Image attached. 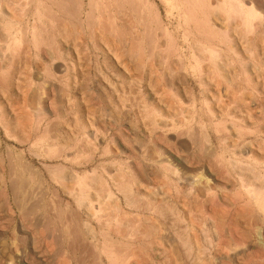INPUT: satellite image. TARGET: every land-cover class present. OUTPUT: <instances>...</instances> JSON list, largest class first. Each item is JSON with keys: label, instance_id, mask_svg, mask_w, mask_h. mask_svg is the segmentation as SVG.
Listing matches in <instances>:
<instances>
[{"label": "rangeland", "instance_id": "obj_1", "mask_svg": "<svg viewBox=\"0 0 264 264\" xmlns=\"http://www.w3.org/2000/svg\"><path fill=\"white\" fill-rule=\"evenodd\" d=\"M182 1L0 0V264H264L262 30Z\"/></svg>", "mask_w": 264, "mask_h": 264}, {"label": "bare ground", "instance_id": "obj_2", "mask_svg": "<svg viewBox=\"0 0 264 264\" xmlns=\"http://www.w3.org/2000/svg\"><path fill=\"white\" fill-rule=\"evenodd\" d=\"M183 1L185 4H188L187 2L188 0H183ZM206 1L208 3H206ZM198 2H199L198 5L201 8H205V7L207 8V13L202 15L204 16V20H206V22H204L201 18H200L201 20L198 19L199 17L197 18L193 14L191 8L187 7L188 9L186 10L193 23L195 22V30L198 33H201L212 40L216 38L218 33H221L225 37H238L242 35L241 32L238 33L239 28H242L244 30V33H248L253 30L254 33L255 29H258L260 27L262 30V37L264 40V3L263 2L257 0L253 3H250L251 1L249 2L247 0H242L241 2L239 0H217L216 5L212 2V0H199ZM261 15L263 17H261ZM204 23L207 24L209 28L206 25H204ZM146 35H148V29L146 31ZM147 41L146 42L150 44L149 39H147ZM238 44L239 46L242 45L241 43ZM230 49L236 55H240L239 49L241 48H237L234 47V45H232ZM207 51L210 54V56H208L209 61L210 59L213 60L212 57H216L217 51L214 50L213 48L210 49L207 48ZM169 60L170 59L168 56L162 58V63L164 67H166L165 65H168ZM217 62L216 61L214 62L215 66L218 65ZM197 68L202 82L203 79L205 78V77L201 78L203 76L202 67L201 65H199ZM217 68H219V66ZM176 94L178 95V93ZM108 256L113 258L116 262L120 260H124L127 257L124 254H120L118 251L115 252L114 250H108Z\"/></svg>", "mask_w": 264, "mask_h": 264}]
</instances>
